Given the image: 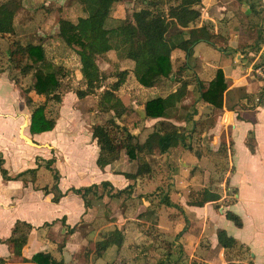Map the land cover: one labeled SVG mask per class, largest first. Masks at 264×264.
I'll use <instances>...</instances> for the list:
<instances>
[{
    "label": "crops",
    "instance_id": "obj_1",
    "mask_svg": "<svg viewBox=\"0 0 264 264\" xmlns=\"http://www.w3.org/2000/svg\"><path fill=\"white\" fill-rule=\"evenodd\" d=\"M261 2V8H264V0H261ZM201 11L202 16L199 22L200 24H198L199 26L203 24L215 26L216 31L214 30V27L213 30L216 34H218V36L220 34L219 30L223 35L226 31H232L231 28H225L218 24L220 19L232 12L231 9L225 6V0H203ZM232 16L233 15H230L229 17L232 18ZM29 22L30 21L27 19L24 24H28ZM58 38L60 39L58 35H55L53 38H49V41L46 40L41 43L44 45L47 55L48 53L50 54L48 47H51V44H55L54 47L58 50H56L55 55L51 54V57L55 56L53 61L72 70L74 69L79 80L78 82H81L83 86L84 80L81 72L79 56L64 42L62 47L60 45H56L60 44V42L62 43V41L59 42ZM234 43V39L231 38L228 40V44L216 43V46H212L211 49H209L205 46H209V43L199 42L194 46L193 53L191 55H187L186 52L181 49H176L172 52V55L178 56L175 60L172 58L174 70L177 68L175 65L176 62H178V58L181 57V64L184 65L189 63L190 68L188 70L196 75L193 82L188 81L187 88L183 90L178 103L169 108L168 118H166L173 124L184 128L188 137V144L191 147V140L197 132L196 124H198L200 119L206 120L208 125L206 130L201 132L200 140L204 146H206V143L208 144L209 152L213 151L214 147L218 145L221 146L222 144L227 145L229 149L232 147V151L229 156L234 169L228 175L227 181L229 186L234 190V201L227 205H222L220 209L216 208V202H209L204 206L190 205L188 203L189 194L192 190L210 188L206 183L209 179L208 171L204 169V167H207L208 165V159L204 157L205 155L203 153L198 151H195L193 154L190 152L191 157L177 158V160L183 164L184 168L178 172L173 171L171 175L173 179H169L167 186H164L163 183L165 181L162 182V177H159L158 175L159 172L156 173V167L152 163L151 156L153 158H155L154 156H160L164 162L170 164L173 162L172 160H174L173 158L175 157L161 156H165L166 154L169 155V151L171 149L182 148L192 151V148H186L181 145L171 148L166 153H156L155 155L147 157V160L155 169L153 175L150 177H139L135 181L127 179L122 173H134L137 167L134 171H129L121 167L122 163L129 162L125 152H123L121 154V158L113 164L107 165L103 169L99 167L102 171L100 182L109 181L114 187L113 192L124 190L128 186L133 185V191L128 195L133 197L135 190L141 194L140 196L143 204L139 208V213H142V222L147 229L154 227L156 231H158L157 233L159 235L158 238L160 243L158 244V256L160 258V264H234L236 261H245L249 264H264V195H262L264 194V86L263 82L253 73V68L256 67V64L262 60L260 50L264 43L261 44L257 51L255 50L254 52V50H251L249 52L251 60H248L249 57L247 53L238 51L236 45L234 46ZM73 60L75 62L74 65ZM98 65L102 71L107 70L109 67H116V71L118 69L130 70L133 67V62L119 58L117 52L113 50L108 52L106 56L99 57ZM71 66H74V68ZM219 69L224 72L227 82V90L224 94V105L221 109L214 108L212 105L205 102L201 95L204 84L213 80ZM187 78V76H183L184 80H188ZM109 79H111L110 83L116 80L114 77ZM180 85V82L175 80L174 82L171 81L168 85L163 83L160 86L147 88L142 86L137 81L134 73L130 70L126 82L118 91V95L121 97L125 105L129 106L130 104V108L133 113H138L140 115L141 112H145L144 104L147 101L157 97H167L169 94L175 92ZM146 90L152 91V95L155 96H150L151 98L148 97L147 100H144L143 105H139L138 102L141 99V94H143ZM69 93H74L72 94V97L75 98V100L78 97L74 90L63 94L61 111H63L65 98L66 96H69ZM125 95H128V101L126 102L123 99ZM252 95L253 97H250ZM87 97L82 98L81 100H87ZM249 98L253 101L247 105L246 103H248ZM189 102L191 105L190 110L185 113L184 117L176 118L174 114L178 113L179 107L185 108L184 106H187ZM73 110H70L65 117L71 116ZM90 113L91 115H88V119L86 120L91 123L90 136L87 138V145L89 144L91 148V157H86V160L91 159L97 164L99 147L97 141L92 137V126L101 124L102 120L98 116V109ZM91 116H94L98 120L92 122ZM115 119L118 120L117 123L119 125H125V123H122L119 119ZM142 119L145 121L142 123V127L139 128L140 131L138 128H135V130H130V132L138 137L140 134L143 140H139L141 143H144L149 135L153 133L155 124L158 121L163 120V118L147 117L146 119L145 117ZM0 121L7 122L6 119H3L2 117H0ZM9 121L16 124V126L19 124L18 119L11 118ZM63 123L66 125L68 123L70 124V119H66L62 116L58 119L56 126L52 131L34 135H32L29 131L30 120L28 122V126L26 127L29 134L34 136V138L44 139L43 135H53L54 138L49 139V141L56 146L57 144H61L58 139L61 138L59 134L61 131L59 132V130ZM85 123H87V121H85ZM237 141H242L244 145L242 148V154H240L239 157H244L252 163L261 164V168L255 169L256 172L261 170V173L257 176L249 178L246 188L243 189L244 195L248 197V209L245 211V214L237 210L236 207L241 200L242 192V188H238L235 181V175L238 172L235 164V157L237 156L235 146ZM249 143L254 146V151H251ZM197 152L200 153V157L197 155ZM3 158L5 159L6 165L7 160L5 157ZM76 161H78L76 163H79L80 165L81 161L78 159H76ZM80 168L83 169V165H81ZM201 169L204 170V173H201ZM85 172H87V170L84 171V174H86ZM170 173L171 172L168 173L169 178ZM63 178L64 175L61 174V178L58 183L59 188ZM7 181H15V184H19L20 182L19 186L21 187H19L18 190H20L21 194L23 193L24 188L33 191H40L37 192V194L41 196L43 200H47L48 204L51 201V203L57 207L62 206L65 201V197L68 196L66 195L62 197L58 203H55L52 201L54 194H45L43 190L45 187H40L38 189L30 188L29 185H26L20 180L19 182L18 180H5L0 172V190L4 189L1 185ZM254 181L255 185L252 184ZM53 183L54 180L51 185L47 187L50 191L53 187ZM93 183L97 182L92 179L91 183L86 186ZM60 190L62 192L67 191L62 190L61 188ZM17 196V193H14L13 191L8 193L7 198L0 197V214L5 213L4 211H6L8 213L11 212L12 215H14L13 212L17 209ZM75 196L77 197L76 200L78 201L79 207L78 213L75 215L74 222L71 221V215L65 208L62 212L64 214L60 217H57L52 221H46L47 218H42V210H44V208L36 204L31 205L32 212L31 214H28L27 217L13 216L4 227V234H0V260L3 259L6 261V264H24L20 258H17L12 254L10 246L5 242V240L11 236L12 229L18 220L26 221L35 227L30 232L28 243L22 250V257L31 259L38 252L51 254L50 250H53L56 246L55 239L58 238V232H60L61 235H65L67 227H75V223L77 221L86 217L88 208L85 207L84 200L77 195ZM224 197L229 198L230 196L226 192ZM261 197H263L262 202H260ZM170 210H174V212H171ZM167 211H169V213ZM227 211H232L241 218L243 222L242 227L236 226L231 220L229 221L226 217ZM127 214H129V211H127ZM104 219L106 218L103 216L97 218V221H102ZM215 220L220 222V226L218 223L214 222ZM125 221L128 220L125 219ZM59 222L62 223V225H58ZM45 223H53L48 225V228H50L51 239L48 236V232L44 229L46 227L44 226ZM133 224L134 222H128V225L130 226ZM53 227L59 228L54 231L57 233L56 236L53 235L54 232L51 230ZM135 227L138 231V224H136ZM118 229H121L124 232L125 238L123 244H125V246H128L131 242L135 243V241L139 238V234L133 229L130 232L120 226ZM220 230H225L229 237L235 239L237 243L233 248L226 250L220 244L218 239V232ZM41 231L44 232L42 234L43 236L47 235L46 238L41 235ZM147 236L150 238L148 233L144 237L148 238ZM154 241L155 239L152 240L151 238L148 240L149 250L153 249L152 244ZM123 246L124 245H122V247ZM42 247L48 249L49 252L43 251ZM63 248H65V246ZM132 256L136 255L133 254ZM240 256L241 258H238Z\"/></svg>",
    "mask_w": 264,
    "mask_h": 264
},
{
    "label": "rangeland",
    "instance_id": "obj_2",
    "mask_svg": "<svg viewBox=\"0 0 264 264\" xmlns=\"http://www.w3.org/2000/svg\"><path fill=\"white\" fill-rule=\"evenodd\" d=\"M225 6L231 9L232 12L220 19L218 24L225 28L229 27L232 31H226L224 36L219 30L220 34L215 39V42L217 44H228V40L233 38L235 41L234 46L236 45L237 50L247 53L249 57V52L251 50L255 52L254 48L257 46L256 42L261 38V31H264V11L262 10L263 8H261L262 2L261 0H225ZM143 7H145L143 0H130L115 3L112 6L111 17L113 20L132 19L133 12ZM253 7L258 12L254 11ZM83 15V6L78 0H21V6L15 18V33L5 36L0 35V68L4 71L0 74V117L7 121H0V153L2 157H5L7 160L5 166L10 174L15 175L27 168L35 167L37 165L36 163H41L43 165L45 160L55 157L57 163L55 162L54 166L64 175L60 184V188L64 191L73 186H86L91 183L92 179L99 185L101 184L102 171L99 166L91 159L86 160V157H91V148L89 144L87 145V138H89L91 132V123L86 119H88V115H91L90 112L97 109L99 96H89L86 98L87 100H81L76 96L77 99L75 100V98L72 97L74 93H69V96L65 98L63 111H61L62 103L52 102L50 106L51 114L57 118V121L62 116L66 119H70V124L68 123L66 125L63 123L62 126H60L59 132H61L59 134L61 138H59L58 141L61 142V144L54 146V144L49 141V139L54 138L53 135H43L44 139L34 138V136L29 134L26 124L30 120L34 106L43 103L45 96L36 95L34 92H31L30 95L33 98V105H27L22 88H26L32 84V74L23 77L19 70L11 66L8 59V49L13 47L12 42L14 40H19L22 44L49 41V38L58 35L60 28L59 23L61 20L77 22L79 17ZM230 15H233L232 18L229 17ZM27 19L30 22L24 24ZM213 27L216 31L215 26ZM178 30L179 27L171 28L172 33ZM58 40L59 42L62 41V43L60 42V44L56 45L62 47L64 45L63 40L61 38H58ZM54 45L51 44V47H48V51L50 52V54L48 53V57L52 60H54L55 56L51 57V54L55 55L56 50H58ZM205 46L211 49L213 45L210 44L209 46ZM177 57L178 56L172 55L173 60ZM248 60H251V58L249 57ZM181 62L182 58L179 57L178 62H176L177 66L175 65V67H178ZM74 63L73 60V65ZM71 67L74 68V66ZM105 71L111 74L116 73V67H109ZM184 75L188 77L187 81L193 82L196 74L187 69ZM15 79L19 80L20 86L15 83ZM78 81L73 69L70 75V81L65 79L64 87L61 89L63 94L68 92L65 87L67 82L72 83L76 88H80L82 83ZM110 81L111 79H108L105 85H110ZM171 81H175V75L164 80L163 83L168 85ZM150 96H155L152 95V91H144L138 102L139 105H143L144 100H147L148 97L151 98ZM250 97H253V95ZM123 99L125 102L128 101V95H125ZM252 101L253 100L249 98L246 104L248 105ZM184 107L185 108L179 107L178 113L174 114L176 118L185 116V113L191 108L190 102ZM70 110H73L71 116L65 117ZM98 116L103 120L104 117L106 119L110 118L112 114L103 115V117H101L100 113H98ZM11 118L18 119L19 124L16 126V124L11 123L9 121ZM91 119L92 122L98 120L94 116H91ZM85 121H87V123H85ZM144 121L145 120L137 113L130 112L125 116V125L129 130H135V128L139 130ZM207 126L206 120L203 119H200L198 124H196L197 132L191 140L192 151L182 148L171 149L169 155L166 154L165 156H161L175 157L170 164L164 162L160 156H154L155 158L151 156V160L156 167V173L159 172V177H162L161 181H165L163 184L167 186L168 180L173 179L171 177L172 172H178L184 168L183 164L179 162L177 158L191 157L190 152L193 154L195 151L203 153L205 155L204 157L208 159V165L204 167L209 175V179L206 183L208 187L220 193L221 199L216 202V208L220 209L222 205H227L235 199L234 190L229 186L227 181L228 175L234 169L229 156L232 147L229 149L226 145V156L220 152L221 146L219 145L214 147V150L212 149L213 151L209 152L208 144L206 143V146H204L200 140V134L206 130ZM27 139H30L33 143ZM139 139L143 140L140 134ZM243 146L242 141H237L235 146L237 151L235 164L238 172L235 175V181L236 186L242 188L241 200L236 207L237 210L245 214V211L248 209V197L244 195L243 189L246 188L249 178L261 173V170L255 171V169L261 168V164L252 163L244 157H239L240 154H242ZM76 159L81 161L80 165L76 163L78 162ZM81 165H83V169L80 168ZM121 167L129 171H134L137 167V162H124L121 164ZM85 170H87V172H85L86 174H84ZM200 171L204 173V170L201 169ZM169 172H171L170 178L168 177ZM14 182L15 181H7L1 185L4 189L0 190V197L7 198L8 193L14 191V193L16 192L18 195V201L17 209L13 212L14 215L6 211L0 214V234H4V227L13 216L27 217L28 214L32 212L31 205L35 204L44 208V210H42V218H47L46 221H52L60 217L64 214L62 212L65 208L71 215V221L74 222L79 207L75 195L66 196L62 206L57 207L51 203V201L48 204L47 200H43V198L37 194V192L40 191L24 188L21 194L20 190H18L19 187H21L19 186L20 182L18 181L19 184H15ZM52 182L53 172L42 166L37 173L36 183L32 184L29 182L27 185H29L30 188H35V186L43 188L48 187ZM252 184L255 185V181L252 182ZM109 191H111L109 187L105 189L101 187L100 192L103 194L101 198L90 196L92 206L88 208L86 217L75 223L76 228L73 234H67L65 236L58 232V238L55 239L56 246L53 250H50V253L59 264H160V258L158 256V244H160L158 231H156L154 227L147 229L142 222V213H139V208L143 204L140 196L141 194L135 190L134 196L132 197L131 195L129 196L127 192L122 191L120 196H114L112 198L109 195ZM226 192L230 196L229 198L224 197ZM262 201L263 197L260 198V202ZM127 211H129V214H127ZM170 211L174 212V210ZM167 212L169 213V211ZM103 216L106 219L97 221V218ZM125 219L128 221H125ZM128 222H134L135 225L138 224L139 232L134 224L130 226ZM214 222L218 223L220 226L218 220ZM58 225H62V223L59 222ZM119 226L129 230V232L132 229L135 230L139 234L138 243L135 241V243L131 242L128 246H125V244H123V247L111 246L98 256L96 252L97 247L103 244V239L108 233ZM44 229L48 232V236L51 239L50 228L46 226ZM57 229L59 228H51L53 232ZM40 233L42 235L44 232L41 231ZM147 233L152 240L155 239L152 244V250H149L150 248L148 246V240H150V238L148 236V238L144 237ZM56 234L57 233L54 232L53 235L56 236ZM46 236L43 237L46 238ZM62 243H65V248L61 250L58 246ZM42 249L45 252H49L45 247H42ZM133 254L136 256H132ZM238 258H241V256ZM0 264H4V261L3 263L0 262Z\"/></svg>",
    "mask_w": 264,
    "mask_h": 264
},
{
    "label": "trees",
    "instance_id": "obj_3",
    "mask_svg": "<svg viewBox=\"0 0 264 264\" xmlns=\"http://www.w3.org/2000/svg\"><path fill=\"white\" fill-rule=\"evenodd\" d=\"M130 0H78L83 6L84 15L79 17L77 22L61 20L59 23L58 36L72 48L80 58L81 72L84 85L74 88L72 83L67 82V91L76 93L78 98L87 96H99L97 104L100 116L112 114L110 118L102 120L101 124L92 126V137L97 141L99 154L97 164L100 168L113 164L121 158L125 152L129 161L137 162V169L134 173L123 172L129 180L150 177L154 168L147 160L148 156L156 153L163 154L171 148L179 145L192 148L188 144V137L184 128L167 120L169 108L175 106L188 81L183 79L184 72L190 68L189 63L179 65L174 70L172 52L181 49L187 55L193 53L194 46L199 42H206L216 46L215 39L218 34L210 24L199 26L202 16L201 7L203 0H143L145 7L135 10L132 19L113 20L111 17L112 6L115 3ZM21 6V0H0V35H12L15 33V18ZM253 10L258 12L254 7ZM264 11V8L262 9ZM172 27H179L175 33L171 32ZM260 40L256 42V51L260 44L264 43V31L260 33ZM13 47L8 49V59L14 69L20 71L23 77L32 74V84L23 89L24 99L27 105H33L31 92L44 95L43 103L34 106L29 131L32 135L52 131L57 123V118L51 114V103H62L65 79L70 81L72 70L58 64L50 59L42 43L22 44L19 40L12 42ZM116 51L118 57L133 62L130 69L137 81L144 87L152 88L163 84L175 75V80L180 82V87L167 97H157L147 101L145 113L148 118H163L155 124L154 131L141 143L139 137L130 132L126 125L117 123L119 119L125 123V116L132 112V109L125 105L118 91L126 82L129 69H118L116 73L102 71L98 65L99 57H104L110 51ZM4 72L0 68V73ZM116 80L110 85H105L109 78ZM15 83L20 86L18 79ZM264 88V87H263ZM227 90V82L224 72L219 69L213 80L204 84L202 88V99L214 108H223L224 94ZM264 100V95H263ZM138 114V113H137ZM139 115V114H138ZM140 116V115H139ZM251 151L254 146L249 143ZM224 156L227 155L226 145L222 144L221 149ZM200 157V153L197 152ZM56 158L45 160V163H36V167L27 168L17 175H10L4 166L5 159L0 153V172L5 180H20L26 185L37 181V173L43 166L53 172V187L51 191L43 188L45 194L53 193L52 201L58 203L60 199L69 194H75L84 200L86 208L92 206L90 196L101 198L103 194L100 188L109 187L111 197L120 196L122 191L132 193L133 185L124 190L113 192L114 187L109 181L101 184L93 183L83 187H71L62 192L58 186L61 178L59 170L54 166ZM30 178V179H29ZM38 189L37 186H35ZM221 199L219 192L211 188L192 190L189 194L190 205L204 206L209 202H217ZM226 217L233 221L236 226L242 227L241 218L232 211L226 212ZM53 223H45L48 226ZM35 227L22 220H18L11 236L5 240L10 246L12 254L20 258L24 264H59L53 255L38 252L31 259L22 257V250L28 243L30 232ZM76 227H67L66 234H73ZM124 232L121 229H114L103 239V244L97 247L99 256L111 246L122 247L124 243ZM220 244L226 249L236 245L235 239L228 236L225 230L218 232ZM65 243L59 248L62 249ZM3 259L0 260L3 263ZM6 261H4V264Z\"/></svg>",
    "mask_w": 264,
    "mask_h": 264
},
{
    "label": "built area",
    "instance_id": "obj_4",
    "mask_svg": "<svg viewBox=\"0 0 264 264\" xmlns=\"http://www.w3.org/2000/svg\"><path fill=\"white\" fill-rule=\"evenodd\" d=\"M260 52H261L260 55L262 56V60L258 64H256V67L253 68V73L264 84V44L261 47ZM234 264H249V263L245 261H236Z\"/></svg>",
    "mask_w": 264,
    "mask_h": 264
},
{
    "label": "water",
    "instance_id": "obj_5",
    "mask_svg": "<svg viewBox=\"0 0 264 264\" xmlns=\"http://www.w3.org/2000/svg\"><path fill=\"white\" fill-rule=\"evenodd\" d=\"M140 115H141L142 118L146 117L145 112H141ZM26 126H28V122H27ZM27 140L30 141L31 143H33L30 139H27Z\"/></svg>",
    "mask_w": 264,
    "mask_h": 264
}]
</instances>
